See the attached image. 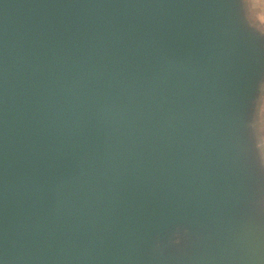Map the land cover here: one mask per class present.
<instances>
[{
    "label": "water",
    "instance_id": "95a60500",
    "mask_svg": "<svg viewBox=\"0 0 264 264\" xmlns=\"http://www.w3.org/2000/svg\"><path fill=\"white\" fill-rule=\"evenodd\" d=\"M229 2L0 0V264H126L181 222L243 209L256 260L264 184L228 149L264 45Z\"/></svg>",
    "mask_w": 264,
    "mask_h": 264
},
{
    "label": "rangeland",
    "instance_id": "374dc122",
    "mask_svg": "<svg viewBox=\"0 0 264 264\" xmlns=\"http://www.w3.org/2000/svg\"><path fill=\"white\" fill-rule=\"evenodd\" d=\"M229 1L236 32L247 39H258L264 45V6L258 10L254 0ZM261 51L264 58V46ZM261 83L249 125L243 128L244 133L237 142L231 143L228 157L238 172L264 184V76ZM241 144L244 147L242 155L235 151ZM260 210L264 211V203ZM244 212L245 209L238 211L240 214ZM238 213L212 221L202 217L196 222H181L164 236L156 234L143 247L137 246L129 251L126 264H264V213L250 217L251 226L255 224L256 228L247 230V240L252 241L248 247L254 245L248 250L252 254L256 251V260H248L247 263L239 251L238 242L244 234L237 233Z\"/></svg>",
    "mask_w": 264,
    "mask_h": 264
},
{
    "label": "crops",
    "instance_id": "0c3cea01",
    "mask_svg": "<svg viewBox=\"0 0 264 264\" xmlns=\"http://www.w3.org/2000/svg\"><path fill=\"white\" fill-rule=\"evenodd\" d=\"M254 6H257V9L258 10H259V8L260 9L263 8V6H264V0H254Z\"/></svg>",
    "mask_w": 264,
    "mask_h": 264
}]
</instances>
